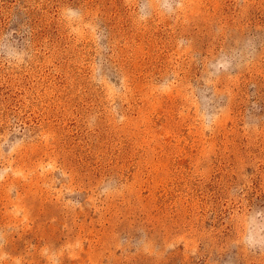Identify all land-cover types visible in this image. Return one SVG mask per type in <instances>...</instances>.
<instances>
[{
  "label": "rangeland",
  "instance_id": "374dc122",
  "mask_svg": "<svg viewBox=\"0 0 264 264\" xmlns=\"http://www.w3.org/2000/svg\"><path fill=\"white\" fill-rule=\"evenodd\" d=\"M0 264H264V0H0Z\"/></svg>",
  "mask_w": 264,
  "mask_h": 264
}]
</instances>
